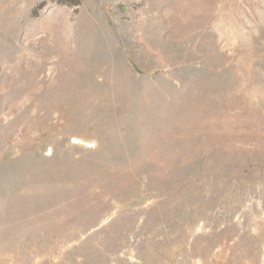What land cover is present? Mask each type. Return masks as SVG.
<instances>
[{"label": "rangeland", "instance_id": "374dc122", "mask_svg": "<svg viewBox=\"0 0 264 264\" xmlns=\"http://www.w3.org/2000/svg\"><path fill=\"white\" fill-rule=\"evenodd\" d=\"M0 264H264V0H0Z\"/></svg>", "mask_w": 264, "mask_h": 264}]
</instances>
